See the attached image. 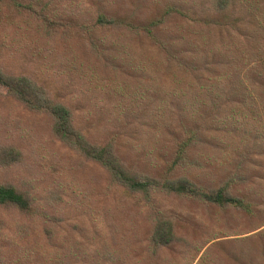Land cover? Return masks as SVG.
I'll return each mask as SVG.
<instances>
[{
    "label": "rangeland",
    "instance_id": "1",
    "mask_svg": "<svg viewBox=\"0 0 264 264\" xmlns=\"http://www.w3.org/2000/svg\"><path fill=\"white\" fill-rule=\"evenodd\" d=\"M192 1L19 2L44 7L49 16L81 27L97 9L144 23ZM39 22L13 0H0V68L37 80L53 99L72 109L76 128L89 139L103 143L115 138L129 168L161 178L170 168L177 140L193 132L199 141L174 178L218 187L235 175L232 194L249 202L250 211L154 196L156 207L174 217L180 238L163 253L164 263L264 264V105L256 100L253 108L242 97L228 99L231 78L238 81L236 68L210 65L199 82L139 37L110 31L92 44L88 35H79L82 29L72 36H52ZM184 22L171 21L165 29L186 34L179 46L188 50L191 45L192 54L201 59L214 46L205 42V31L197 40L195 33H186ZM178 26L183 31H176ZM102 42L111 55L107 60L94 50ZM239 61L237 70L243 69L244 78L254 60ZM5 93L0 90V144L19 147L23 158L10 170L0 168V181L29 188L39 206L57 219L6 215L0 224V263L153 264L145 202L117 189L103 168L62 144L46 115L29 111Z\"/></svg>",
    "mask_w": 264,
    "mask_h": 264
},
{
    "label": "trees",
    "instance_id": "2",
    "mask_svg": "<svg viewBox=\"0 0 264 264\" xmlns=\"http://www.w3.org/2000/svg\"><path fill=\"white\" fill-rule=\"evenodd\" d=\"M13 1L19 7L30 10L36 21L42 22L52 36H72L77 28L84 30L82 33L78 32L79 35H88L92 44H95L97 36L101 37L110 31L117 34L123 32L129 37L146 40L159 53L165 55L170 65L196 76L198 81L203 72L212 69L209 68L210 65L226 67L227 71L236 68L234 76L238 81L231 78L233 82L229 90L224 88L228 92V99L239 100L242 97L243 104L247 102L253 108L257 105L256 100L264 105V0H209L208 5H201L198 0H194L187 7L168 9L162 18L144 23L119 19L97 9L89 12V16L86 15L88 17L82 21L81 27L49 16L46 8L34 6L31 2ZM174 13L179 16H174ZM180 18L185 21L182 24L186 23L189 27L184 29L186 33H195L197 40L200 32L205 31V42L214 46V49H209L201 59L192 54L194 52L191 51V45H186L188 50L179 46L178 41L185 42L186 34L181 35L178 32L180 34L176 36L172 31L165 29L171 21ZM181 30L183 31V26H178L176 31ZM98 44L93 45L94 50L107 60L111 55L102 47L105 42ZM239 57L242 62L254 60L247 69L248 74L244 76L246 80L241 76L243 69L237 70ZM247 82L255 92L250 90ZM3 89L6 91V97L14 99L22 107L36 114L46 115L51 120L53 131L60 142L87 161L103 168L117 189L137 195L145 202L152 228L149 252L153 264H165L162 260L163 253L180 241L174 217L156 207L154 196L166 194L197 200L221 209L236 207L250 211L249 202L232 194L237 184L235 175L218 187L200 186L186 177L174 178V173L185 166L191 150L199 141L196 133L187 132L181 140H177L170 168L163 177L157 178L129 168L117 151L115 138L99 143L84 135L75 126L72 109L67 104L53 99L51 93L33 77L9 73L0 68V90ZM213 93L215 94V90ZM251 113L261 117L258 111L252 108ZM22 158L23 152L19 147L10 143L0 144V168L10 170L21 162ZM10 214L28 219H57L51 218L47 210L39 206L35 192L11 181H0V224L3 223L4 217ZM189 264H195V260H191Z\"/></svg>",
    "mask_w": 264,
    "mask_h": 264
}]
</instances>
